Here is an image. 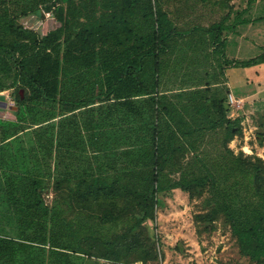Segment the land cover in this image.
Listing matches in <instances>:
<instances>
[{"label": "trees", "instance_id": "obj_1", "mask_svg": "<svg viewBox=\"0 0 264 264\" xmlns=\"http://www.w3.org/2000/svg\"><path fill=\"white\" fill-rule=\"evenodd\" d=\"M83 1L87 4L84 13L87 22L73 27L79 42L75 49L62 52L60 44L51 45L57 31L40 38L18 24L17 19L38 11L43 3L45 12L58 10L63 20L60 2L68 3L72 9L75 0H0V61L14 67L13 85L23 84L29 89L27 95H18L24 112L17 117L28 119L31 126L43 132L58 127L61 138L66 136V126L73 135L88 133L87 143L96 160L90 173L83 177L90 182V195L123 197L128 205L120 207L110 201L93 225L83 220L88 213L77 221L69 219L73 203L55 198L48 205L41 193L44 179L36 167L29 166L23 149L15 146L14 153L8 150V143L17 139L18 133H14L0 143V213L8 221L6 224L2 219L0 224L14 229L0 230V237L11 241L3 259L7 258L8 264L26 260L34 264H81L73 255L93 253V243L102 239L99 236L102 227L132 216L136 220L124 235L137 240L142 223L153 220L156 205L164 204L161 195L177 188L202 194L208 187L212 209L201 217L212 221L223 214L241 252L255 264H264V162L256 156L237 155L228 148L212 167L199 152L200 142L209 132L223 129L226 144L241 135V118L228 117L225 98L219 97L217 89L212 97H205L201 106L195 104V115L191 118L186 117L190 104L172 101L162 89L167 65L164 58L177 46L183 49L180 39L193 32L207 34V43L213 46L214 53L220 54L227 42L223 33L236 31L238 25L250 23L249 20L235 11L231 0H211L222 11L221 19L209 26L196 24L188 29H179L174 24L163 9V0H155L156 4L154 0H122L120 8L117 9L119 4L113 10L102 7L99 14L91 7L99 0ZM138 9L151 21L149 30L142 33L134 22ZM233 13V23L226 24ZM75 18L76 15L64 22L63 31L69 29ZM98 43L101 46L97 50ZM187 54H178V63L182 64ZM77 62L83 63L86 70L92 69L106 88L80 99L69 95L65 86L71 82L68 72ZM260 64H264V51L249 59L225 60L226 66L235 68ZM80 77L87 78V73ZM201 92L199 88L190 92L182 88L174 96L183 102L186 94L194 98ZM58 117L61 119L54 124ZM49 141L54 144L53 137ZM59 144L70 150L83 142L68 139ZM174 173H179L178 178H173ZM233 177L234 183L229 185ZM19 185L27 195L31 193L32 199L19 195ZM31 209L40 213L48 226L57 225L62 235L59 245L47 248L25 238L31 232H26L23 222H27ZM99 256L110 257L106 253Z\"/></svg>", "mask_w": 264, "mask_h": 264}, {"label": "rangeland", "instance_id": "obj_2", "mask_svg": "<svg viewBox=\"0 0 264 264\" xmlns=\"http://www.w3.org/2000/svg\"><path fill=\"white\" fill-rule=\"evenodd\" d=\"M75 1L72 9L68 8V3L60 2L63 20L60 19L58 10L45 12L41 3L38 11L19 16L17 23L34 31L40 38L57 31L51 45L60 44L62 52L67 48L75 49L79 41L73 27L78 23L82 25L87 22L84 16L86 2ZM248 1L231 0L235 11L241 12L243 18H247L250 23L238 25L236 31L233 29L223 33L227 42L222 53L213 52V46L207 43V34L193 32L180 39L183 49L177 46L174 52L164 58L167 65L164 69L162 89L166 90L172 101L190 104L186 112L187 118L195 115L193 108L195 104L201 106L205 103V97H212L216 89L219 97L225 98V107L229 109L228 117L241 118L242 134L236 135L227 144L223 129L209 132L201 140L199 152L212 167L228 152V148L237 155L243 153L245 156H256L264 162V64L248 68L225 65L226 58L244 60L256 57L264 51V0H257L251 5ZM121 2L122 0H99L91 7L99 14L103 10L102 7H110L109 9L113 10V6L119 4L117 9L120 8ZM162 3L163 9L168 12L169 18L179 29H188L196 24L209 26L218 22L223 14L211 0L208 3L202 0H163ZM75 15V22H71L69 29L63 31L64 22H69L68 20ZM233 20L234 13L226 24L233 23ZM134 22L136 29L142 33L149 30L148 22L151 21L138 9ZM96 46L98 50L101 44L98 43ZM182 52L188 54L180 64L177 58ZM5 65L4 61H0V100L6 102V106L0 103V143L6 137L18 133L17 139L8 143V150L14 153V147L20 146L28 158L29 166L36 167L37 173L44 179L41 193L46 203L51 205L55 198H65L74 206L67 217L77 221L88 213V218L83 220H88L87 223L91 225L97 220V216L101 215L103 208L111 204L110 201H114L120 207L128 205L123 197L90 195V182L85 181L83 177L90 173V166L95 165L96 160L93 158L95 154L93 149L87 143L88 133L73 135L68 130L69 126H66V136L61 138L58 137V127L54 131L43 132L41 128L31 126L28 119L20 120L17 117L24 112L22 104L18 102V95H27L29 89L23 84L13 85L15 69L10 64ZM83 65L77 62L70 66L68 77L71 78V82L65 85L70 91L68 94L77 99L106 88L101 79H96L92 69L86 70L87 67ZM85 73L87 78H81L80 75ZM230 82L234 84V97L237 98L233 105L229 104V94H233L228 85ZM182 88L188 92L199 88L202 92L194 98L186 94L183 103L174 96ZM204 90H207L206 93H203ZM60 119L61 117L56 118L54 124H58ZM51 137L54 144L49 141ZM68 139L83 142V145L72 147L71 151L61 147L59 142L66 143ZM172 176L178 178L179 173ZM233 183L234 177L228 181L229 185ZM26 184L30 190V182L27 181ZM20 185L19 195L26 197L27 200L32 199L29 196L31 193L28 192L27 195L25 188ZM210 196L208 187L202 194H192L179 188L173 189L161 195L164 204L156 205L153 220L142 223L137 240L124 235L136 220L132 216H127L117 223L101 228L102 235L99 236L102 239L99 240L100 243H93L95 245L93 253L88 255L80 253L73 255V258L81 264H255L241 252L237 237L223 214L216 216L212 221L201 217L206 216L212 209L208 203ZM3 217L2 212L0 221ZM27 218V222L23 223L26 224V232L31 233L26 234L25 238L44 244L47 248L59 245L62 235L57 225L55 228L48 226L47 221L35 209H31V215ZM7 222L4 218L3 223ZM3 223L0 224L1 231L4 227L11 229ZM9 242L11 241L0 237V264L9 263L7 258L4 260L2 257ZM101 253H106L110 257H101L99 256ZM116 258L118 260H115ZM16 263L34 264L27 260Z\"/></svg>", "mask_w": 264, "mask_h": 264}, {"label": "built area", "instance_id": "obj_3", "mask_svg": "<svg viewBox=\"0 0 264 264\" xmlns=\"http://www.w3.org/2000/svg\"><path fill=\"white\" fill-rule=\"evenodd\" d=\"M237 101V98L233 94H229V104L233 105Z\"/></svg>", "mask_w": 264, "mask_h": 264}, {"label": "crops", "instance_id": "obj_4", "mask_svg": "<svg viewBox=\"0 0 264 264\" xmlns=\"http://www.w3.org/2000/svg\"><path fill=\"white\" fill-rule=\"evenodd\" d=\"M7 75V74H6ZM228 85H230V87H231V89H232V91H233V95H234V84H232V82H230V84H228ZM8 89V88H7ZM0 101H3V100H0ZM3 102H5V101H3Z\"/></svg>", "mask_w": 264, "mask_h": 264}, {"label": "water", "instance_id": "obj_5", "mask_svg": "<svg viewBox=\"0 0 264 264\" xmlns=\"http://www.w3.org/2000/svg\"><path fill=\"white\" fill-rule=\"evenodd\" d=\"M0 103L3 104V106H6V102L0 101Z\"/></svg>", "mask_w": 264, "mask_h": 264}]
</instances>
